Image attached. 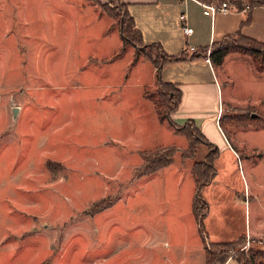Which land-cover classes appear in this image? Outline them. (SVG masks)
Wrapping results in <instances>:
<instances>
[{"label": "rangeland", "instance_id": "374dc122", "mask_svg": "<svg viewBox=\"0 0 264 264\" xmlns=\"http://www.w3.org/2000/svg\"><path fill=\"white\" fill-rule=\"evenodd\" d=\"M11 1L17 5H10ZM55 1L0 0V264H205L194 222L187 226L193 219L188 201L171 200L175 190L172 196V189L162 184L144 185L141 190L140 184L132 181L138 174V169L132 168L137 158L127 155L132 149L175 145L178 151L174 160L187 170L202 159L207 146L198 144L195 154V147L185 152L188 140L170 124L154 123L155 110L140 101L142 92L160 101L165 92L164 85L158 83L148 87L154 79L152 67L141 52L147 50L144 43L131 48L134 57L141 59L134 64L130 43L126 46L116 32L108 34L111 38L107 43L101 42L105 39L85 41L82 35H94L101 24L87 10L74 14L72 3L65 9L49 10ZM108 7L115 13L125 10L117 2ZM236 7L238 11V4ZM242 7L248 13L253 3ZM237 11L217 16L218 28L238 22L231 31L244 32L248 26L249 34L264 40V8L256 9L252 22L241 28L246 16ZM44 12L55 20L48 29L56 40L41 47L32 44L29 32L35 24L37 37L45 35L48 21ZM61 21L71 32L74 21L81 29L68 50L74 51L69 59L72 69L65 66L68 57ZM89 21L92 25L86 27ZM208 21L202 23L204 30L198 31L197 38L209 36ZM234 35L226 42L240 48L229 53L225 65L214 64L216 78L202 57L194 66L170 67L174 70H166L162 79L185 83L198 77L208 85L217 80L225 111L219 123L233 147L240 149L243 177L239 169L221 167L212 181L235 185L245 200L244 183L258 181L264 185V158L261 162L258 158L264 152V70L260 68L262 56L256 59L252 54L253 47L258 46ZM123 48L127 53L108 66H79L81 62L88 65L89 54L101 62ZM36 52L47 56L41 59ZM147 52L156 56L157 50ZM142 112L148 114L147 124ZM253 114L262 122L258 118L254 121ZM248 123L252 126L247 127ZM163 150L146 154L154 159L157 153L164 155ZM221 153L222 159L229 157L227 152ZM245 158L256 163L247 175ZM193 181L189 185L194 186ZM205 191L197 188L202 196ZM261 194L264 197V189ZM215 209L213 204L212 211ZM173 213L187 222L185 228L176 226ZM231 224L239 228L241 217H235ZM157 226L163 228H154ZM207 245L209 249L210 243ZM256 251L264 253V242L245 240L227 260L241 264L239 258L250 261L254 253L255 263L264 264V256L256 255Z\"/></svg>", "mask_w": 264, "mask_h": 264}, {"label": "crops", "instance_id": "0c3cea01", "mask_svg": "<svg viewBox=\"0 0 264 264\" xmlns=\"http://www.w3.org/2000/svg\"><path fill=\"white\" fill-rule=\"evenodd\" d=\"M113 0H83L82 4L81 0H56V5L50 7L49 10L58 8L60 10L61 6L64 7L65 5L71 4L74 6H70L72 9H74V14L76 12H81L84 10L89 11L92 16L94 17V21L101 24L100 31L97 30V33L94 35L92 32H88L84 36V40L89 42L95 41V39H100L105 41H101L102 43H107L110 41V38L108 34L111 32H116L117 35H120L122 40H124L122 34L120 33L119 27H116L115 24L117 22V19H115L111 9H105L104 7H107ZM119 4L124 5V9L130 14V16L135 20L136 28L140 31L142 34V43L144 45H153L157 44L160 46V49L166 54L167 56H173V57H181V60L178 61H172L167 63L161 70L159 78L162 79V74L166 70H174L170 69V67H176V69L179 68L180 65L188 64L191 66H194L195 62H199V60L203 57V62L208 65V69L210 71L211 76L214 77V70H213V64L210 61H206L205 52L209 49L214 48V46L221 41H223L226 37H229V35L241 32L243 36L250 37L252 39L257 40L258 42H264L263 39H258L256 36L249 34V31H246L248 29V26H246L244 29V32L241 30L231 31L236 28L238 25V22H233L232 24H229V26H223L218 28V21L220 15H216L215 18H211L209 16H206L203 14V8L193 0H116ZM207 1H219V0H207ZM235 9L234 11H237L236 5L238 4V8L243 9V4L247 3H253V0H229ZM78 3V4H77ZM240 3V4H239ZM16 4L17 2H10V5ZM69 7V6H67ZM87 7V8H86ZM91 7V9H90ZM264 8V5H258L255 6L253 4V8L250 12L245 13V8L240 11L238 9V13H243L244 16H246V19L241 22V27H243L244 24H249L253 20L252 14L256 9ZM102 10V11H100ZM47 11V10H46ZM56 11V10H55ZM49 14H51L49 11H47ZM47 12H44V14L47 16ZM63 12V11H62ZM54 13V12H53ZM185 14L187 17V21H183L181 18L182 15ZM195 16H198L195 17ZM224 16V15H223ZM249 16L251 17L249 21H246ZM210 19H209V18ZM199 19V22L197 23V20ZM209 19V21H208ZM48 25L44 29L46 30L45 35L42 37H37V30L34 28L29 32L30 36L33 37L32 44L35 45H41L43 47L44 44H47L48 42H53L56 40L53 36L50 35V32L52 29L51 25L55 20L53 21L50 17L47 16ZM208 21L209 23V36L206 37V39L197 38V34L199 30H204V27H202V23H206ZM93 21L86 22V27H90V23L92 25ZM81 24V22H79ZM60 24L63 26V36H64V51H65V66L71 67L69 59L72 55V52L74 51H68L70 43L73 42L75 39H77L79 36L81 29L80 26H76L75 21L72 23L73 26V32L71 30L69 31L67 23L64 21H61ZM187 24L189 27H192L193 33L187 34L184 32L183 25ZM85 27V28H86ZM206 29V27H205ZM80 30V31H79ZM76 34V36H74ZM41 35V33H40ZM119 37V36H117ZM219 37V38H217ZM39 38V39H38ZM42 41H41V40ZM34 40H38L40 43L35 42ZM208 40V41H207ZM125 42V41H124ZM126 44V42H125ZM128 44V43H127ZM126 44V46H127ZM190 47L197 48L200 50L199 54L197 55H191V52L189 51ZM63 48V47H62ZM61 48V49H62ZM131 48H135L131 43L128 47L130 55L132 59H134V64L138 62L137 56H135V53L133 54V51ZM36 49V48H35ZM125 48L120 49L118 53H114L110 57H108L105 60H102L99 62L95 57H92L91 54H89L88 58V65H85L83 62L79 65L80 68H86L89 65L91 66V63L99 64V65H106L113 63V61L116 60L118 57H123L124 54L127 53V50ZM37 50V49H36ZM36 54H41V59H44V56H47L44 52H36ZM38 58V59H40ZM145 58V57H144ZM227 58V56H226ZM225 58V59H226ZM225 59H224V65H225ZM148 62V64L152 67V74H153V83L152 85L148 87H153L158 83L157 79V69L152 62L145 58ZM92 64V65H93ZM19 69V68H18ZM17 69V70H18ZM65 71H62V73ZM222 77L225 79V82H227V77L225 75H222ZM216 78V77H214ZM193 80L187 81L185 83H188V87H184L185 83H180L177 80L172 79L168 82H174L178 85V88L182 92V99L181 102L175 112L172 113L171 119L174 122V124L178 126H185L187 121H191L192 124H194L195 128L200 131V133L204 136L205 139H207L211 144H213L218 149L217 157L213 161V168L215 169V174L218 175V172L221 167L224 169H232L235 168V171L239 169L240 175L242 176V168L240 167V156L242 158V155L238 153V150L233 147L232 143L230 142L229 138H227L224 135V132L222 131L221 119L224 114V108L221 107L220 103V91H219V85L217 83V80L214 81V83H210V85L203 83L201 80H199L198 77H193ZM167 81V80H166ZM164 81V82H166ZM145 86H143L144 88ZM146 88V87H145ZM141 99L140 101H145L149 103L153 110L154 104L153 102L144 95V93H141ZM233 107H231L232 109ZM156 113V119L154 120V123L156 122L159 125L164 126V123L160 121L159 115L157 113V110H155ZM144 114V115H143ZM148 115L146 113L141 114V118L144 120L145 124L148 123V120L146 119ZM256 115V114H254ZM252 126V124L248 123L246 125ZM255 127V124L253 125ZM174 128V127H173ZM175 129V128H174ZM176 131V129H175ZM176 133H179L180 135H183L185 139L188 140V145L186 147L185 152L189 150V148L192 146L191 140L188 139L187 135H185L182 132L176 131ZM201 144V143H199ZM242 148L244 146L242 143H238ZM206 145V144H205ZM198 144L196 145V147ZM207 146V145H206ZM173 147L175 149V153H177L178 149L175 145L171 146H160L156 147L158 148H164L168 149ZM195 147L194 154L197 150ZM156 149H132L128 150V155L130 157L137 158V161L135 160V164H133L132 168L138 169V174L135 178L132 177V181L136 180V183L140 184V189L144 187V185L147 186H160L161 184L164 185L166 189L171 188L172 189V196H173V190H175V195L172 197L171 200H177L180 201L181 199H186L188 201L187 209L189 208L190 216H193L192 220H189V224L186 221H183L181 218V215L174 214L175 216V224L179 228H185V225L187 223V226L194 222L195 230H197V233L199 235L200 245H202L203 251L199 254L204 257V260L206 261V254H207V242L211 245H218L220 243H230L235 242L239 239H245L246 241H255L258 243L264 242V197L263 194H261V191L264 189L263 183H259L258 181L249 183L248 185L246 183L243 184V190H244V198L243 200L241 198V194L236 189L235 185L228 184L223 185L220 183H217L216 181H210L209 183L204 184L203 186L199 187L197 184V181L194 176V161L187 170H183L181 163L177 164L174 160L175 153L173 154L172 162L160 169H158L154 173L150 174H141L140 169L142 168L143 164L145 163L144 154H146L147 151H154ZM227 152L229 154L228 158L222 159V153L221 152ZM209 152V148L207 146L206 151L203 153V157L200 161L206 158ZM185 156V155H184ZM258 158L260 159V162L264 158V152L258 154ZM239 159V160H238ZM237 161V162H236ZM253 163L250 159L245 158L244 162V168L246 175L248 172H251ZM232 167V168H231ZM214 174V176H215ZM232 175V174H230ZM213 176V178H214ZM243 177V176H242ZM131 179V178H130ZM128 178V180H130ZM191 180H194L193 184L194 186L189 185V182ZM127 181V180H126ZM144 181V183H143ZM156 183V184H155ZM211 183V184H210ZM210 184V186H206ZM186 186V190H185ZM213 186L212 188H210ZM197 188H201V192H203L204 189L206 191L204 192V195L201 198L205 200L207 203L206 213L205 217L203 219V230H205L204 235L201 233V230H199V224L197 220V216L194 213V203L195 198L198 194ZM247 197L249 198V201L247 200ZM216 205V209L213 212L212 211V205ZM178 208V207H177ZM176 209V208H175ZM174 209V211H175ZM241 217V225L239 228H236L234 225H232V221H234V218ZM154 228H160L162 229L163 226H157ZM212 239V240H211ZM176 247L175 250H179ZM185 261V260H184ZM188 261V260H187ZM234 259L229 260L226 264H232ZM183 263V262H182ZM183 264H187L186 261ZM190 264V263H188Z\"/></svg>", "mask_w": 264, "mask_h": 264}, {"label": "trees", "instance_id": "16d2710c", "mask_svg": "<svg viewBox=\"0 0 264 264\" xmlns=\"http://www.w3.org/2000/svg\"><path fill=\"white\" fill-rule=\"evenodd\" d=\"M112 2H117L116 0H113ZM118 3V2H117ZM253 4L255 6L258 5H264V0H253ZM124 6V5H123ZM106 10L109 9L108 5L107 7H104ZM244 9V8H243ZM243 9L240 8V11ZM115 19L120 20L119 21V29L120 33L122 34L124 41L126 43H131L133 46H137L139 42H142V34L140 31L136 28L135 25V20L130 16V14L124 10L122 13L117 12L115 13L111 9ZM251 17L246 21H249ZM239 37V38H245L248 41H251L258 47H253V56L257 58H261L262 56V64L260 66L261 69L264 70V42H258L255 39H252L247 36H243L241 32L236 33L233 37ZM231 37V36H229ZM229 37H226L223 41L218 43L217 45L212 48V52L210 55V61L212 64H217L221 65L224 62V59L226 56L229 55L232 51H237L239 50V46H236L234 43H227L226 41L229 39ZM226 42V43H225ZM260 46V47H259ZM147 50H141L143 54H145V58L149 59L152 64L155 65L157 69V79L158 84L164 85L165 87V92L163 93L164 99L156 100L152 95L145 93L146 97L150 99L153 104L155 110H157V113L159 115L160 121L161 122H166L170 124V126L174 127L176 131L182 132L185 135H187L188 139L191 140V143L193 146L191 147H196L197 144L199 143H204L208 146L209 152L207 153L208 155L206 156L205 159H203L201 162L195 163L193 166L194 169V176L197 181V184L199 187L203 186L206 183H209L215 174V169L213 168V161L217 157L218 154V149L211 144L207 139L204 138V136L200 133L199 130H197L192 124L191 121H187L185 126H178L174 124V122L171 119V115L173 112H175L181 102L182 99V92L178 88V85L174 82H164L159 78L160 72L162 68L169 62L172 61H178L181 60V57H173V56H167L164 54V52L160 49V46L157 44L153 45H145ZM153 48L157 50L156 56L155 53L154 55L150 54L147 52L148 50L151 51ZM146 51V52H145ZM260 70V69H259ZM258 115H252L251 117L256 120ZM264 119V118H262ZM258 121H261V119L258 118ZM165 153L164 155H159L158 153L155 155V158L152 159L150 158L149 154H144L145 158V163L143 164L142 168L140 169L141 174H150L156 172L158 169L165 167L169 165L172 162L173 159V154L175 153V149L173 147L164 149L163 150ZM206 208H207V203L205 202L204 199L201 198L199 195V192L195 198V203H194V213L197 216L198 224H199V230H201V233L204 235L205 230H203V219L205 217L206 213ZM245 242V239H239L236 240L235 242H230V243H220L218 245H211L210 248L207 250L206 254V264H224L227 262L228 258L231 256V252L234 250L236 245H241L242 243ZM215 247L218 250H214ZM233 249V250H232ZM252 252V251H251ZM249 252V253H251ZM258 256H264V253L262 251H256L255 253ZM251 256L249 257L250 261L243 260L242 258H239L241 264H256L255 261L253 260L254 258V253L250 254Z\"/></svg>", "mask_w": 264, "mask_h": 264}, {"label": "built area", "instance_id": "2783aa9c", "mask_svg": "<svg viewBox=\"0 0 264 264\" xmlns=\"http://www.w3.org/2000/svg\"><path fill=\"white\" fill-rule=\"evenodd\" d=\"M203 8V14L206 16L211 17L212 19L215 18L216 15H228L231 11H234L232 4L230 1H207V0H193ZM183 21H187V17L185 14L181 17ZM184 32L187 34H192L193 29L192 27H189L187 24L183 25ZM189 51L191 54L189 55H197L199 54L200 50L194 47H190ZM210 55H211V49L207 50L205 52L206 61L210 63Z\"/></svg>", "mask_w": 264, "mask_h": 264}, {"label": "water", "instance_id": "95a60500", "mask_svg": "<svg viewBox=\"0 0 264 264\" xmlns=\"http://www.w3.org/2000/svg\"><path fill=\"white\" fill-rule=\"evenodd\" d=\"M16 110H17V109L14 110V113H15V114H17V113H16Z\"/></svg>", "mask_w": 264, "mask_h": 264}]
</instances>
